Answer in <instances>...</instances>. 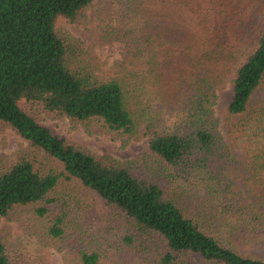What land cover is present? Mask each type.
I'll return each mask as SVG.
<instances>
[{"label":"trees","instance_id":"16d2710c","mask_svg":"<svg viewBox=\"0 0 264 264\" xmlns=\"http://www.w3.org/2000/svg\"><path fill=\"white\" fill-rule=\"evenodd\" d=\"M99 1L0 0V122L33 151L0 157V216L49 203L61 178L74 179L122 216L123 241L148 264H264L246 248L264 247V0H111L116 16L106 7L88 34L120 42L121 56L94 66L58 22H84ZM226 77L227 141L213 111ZM34 106L147 145L125 160L96 157L40 123ZM34 212L61 235L63 208ZM98 261L78 250L77 264ZM17 263L0 238V264Z\"/></svg>","mask_w":264,"mask_h":264},{"label":"rangeland","instance_id":"374dc122","mask_svg":"<svg viewBox=\"0 0 264 264\" xmlns=\"http://www.w3.org/2000/svg\"><path fill=\"white\" fill-rule=\"evenodd\" d=\"M110 6L111 0L99 1L86 9L84 22H58L59 26L80 40L82 56L88 58L94 66H101L104 62H111L121 56L120 42L112 41L101 45L89 39L88 29L93 30L97 27V21L104 20L105 15L109 14L106 7ZM114 9L115 7L111 6L113 17L116 16L112 13ZM223 82L221 87L216 88L217 99L213 111L227 141L223 119L231 94V82L229 77ZM31 110L40 123L96 157L108 154L125 160L140 153L147 145L144 136L126 137L106 132L95 125L88 130L80 123L72 125L67 118H52L38 106ZM230 151L238 159L244 158L238 148L231 146ZM32 152L23 138L0 122V157L9 160L18 153ZM37 157L45 167L50 165L56 169L60 168V163L52 158L41 153H38ZM190 192L192 191L188 193ZM49 196L53 197V200L47 204L40 201L16 206L8 216H0V238L9 261L18 262L17 264H77V254L81 248L98 251L97 264H148L150 261L149 255L141 251L136 242L129 246L123 241L122 235L129 230L122 216L78 181L61 178ZM192 196L195 195L190 198ZM38 205L47 206L49 212H57L59 208H63L66 217L61 225L63 232L60 236L52 237L47 233L50 216L47 213L36 214L34 207ZM246 246L247 250L252 249L264 256V247L261 244L250 243Z\"/></svg>","mask_w":264,"mask_h":264}]
</instances>
